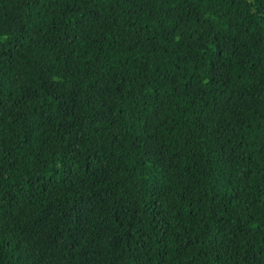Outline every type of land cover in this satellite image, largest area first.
Masks as SVG:
<instances>
[{
  "label": "trees",
  "instance_id": "1",
  "mask_svg": "<svg viewBox=\"0 0 264 264\" xmlns=\"http://www.w3.org/2000/svg\"><path fill=\"white\" fill-rule=\"evenodd\" d=\"M0 264H264V0H0Z\"/></svg>",
  "mask_w": 264,
  "mask_h": 264
}]
</instances>
